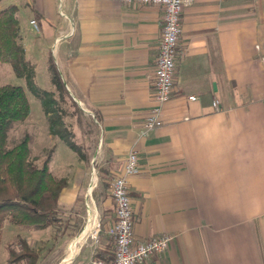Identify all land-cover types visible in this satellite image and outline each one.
Instances as JSON below:
<instances>
[{"label":"crops","instance_id":"0c3cea01","mask_svg":"<svg viewBox=\"0 0 264 264\" xmlns=\"http://www.w3.org/2000/svg\"><path fill=\"white\" fill-rule=\"evenodd\" d=\"M9 5L18 9L25 57L48 56L79 113L76 124L66 110L63 117L78 152L59 148L46 129L54 178L62 169L56 149L69 157L58 198L64 257L55 264L111 258L109 187L131 151L138 156L128 180L134 239L171 237L138 264H264V0H192L183 8L162 125L145 133L161 6L0 0V10Z\"/></svg>","mask_w":264,"mask_h":264},{"label":"trees","instance_id":"16d2710c","mask_svg":"<svg viewBox=\"0 0 264 264\" xmlns=\"http://www.w3.org/2000/svg\"><path fill=\"white\" fill-rule=\"evenodd\" d=\"M17 7L9 5L0 10V63L10 64L14 73L26 80L28 90L41 102L52 135L62 139L68 147L79 151L73 135L64 123V110L53 93L40 90L33 83V69L25 59L20 43ZM50 79L59 97H63V82L55 66L49 62ZM30 113L26 93L18 85L0 86V227L5 216L18 226L42 230L59 223L58 198L65 181L55 179L48 170L50 151L40 164L28 158L29 134L8 146V133L13 126L25 120ZM3 216V218H2ZM21 251L8 248V262L36 264L39 254L31 250L25 240H19ZM95 259H104L100 254Z\"/></svg>","mask_w":264,"mask_h":264},{"label":"built area","instance_id":"2783aa9c","mask_svg":"<svg viewBox=\"0 0 264 264\" xmlns=\"http://www.w3.org/2000/svg\"><path fill=\"white\" fill-rule=\"evenodd\" d=\"M126 4H154L163 8V25L154 69V105L144 121V132L162 125L163 106L168 102L175 68V55L181 34V13L192 0H111ZM35 31L39 30L35 20L29 21ZM188 99L194 100L190 96ZM213 100L212 106L217 107ZM138 172V156L135 151L128 153L121 175L110 182V194L114 202V220L107 233L113 240L112 256L109 259H91L89 264H138L152 255L163 252L171 240L168 235L152 237L146 241H135L130 200L128 196L129 178ZM91 238L97 242L98 231L92 230Z\"/></svg>","mask_w":264,"mask_h":264},{"label":"rangeland","instance_id":"374dc122","mask_svg":"<svg viewBox=\"0 0 264 264\" xmlns=\"http://www.w3.org/2000/svg\"><path fill=\"white\" fill-rule=\"evenodd\" d=\"M25 59L31 64V68L33 69V83L35 86L42 91L50 93H52L51 90H54V92L56 91L57 96L54 95V97L58 105L61 106L64 111L66 110L65 116H67L68 122H74L73 124H76V121L80 122L79 117L76 116L79 115V113L76 112L74 103L71 101L66 102L64 96L62 98L61 96L59 97V92L50 79V73L48 71L50 61L48 56L37 58V60L31 57H25ZM7 84L21 86L26 93L30 106L28 117L23 121L17 122L9 131L8 146L12 147L18 143L25 134H29L31 140L29 142L28 158L40 164L50 146L49 137L46 134L48 121L44 114L42 104L40 100L28 90L26 80L16 75L10 64L0 63V86ZM68 130L72 133L69 128ZM44 132L46 137H44ZM58 141L60 143L59 148H66V143L62 139L59 138ZM59 148L56 149L54 159L57 160V164L61 166L62 169L58 173L55 172V179L65 181V176H63V174L68 170L64 168V166L68 163L69 157L66 159L65 156H62ZM61 158L63 159L60 160ZM51 175L54 177L52 172ZM58 210L59 223L48 226L42 230H34L32 228L15 225L9 220L8 216L4 218L2 216L3 220L0 227V264H11L8 262V248L10 247L16 252L21 251V246L18 245L19 240H25L31 250L38 252L39 257L36 264L58 263L60 259L64 257L61 251L63 240H59L58 238L63 237V218L65 217L64 211L61 208ZM81 231L82 228L80 226H75V233H77V235L80 234ZM16 264H26V261L23 260Z\"/></svg>","mask_w":264,"mask_h":264}]
</instances>
